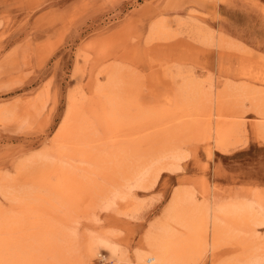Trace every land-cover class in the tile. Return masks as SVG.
Instances as JSON below:
<instances>
[{
    "label": "rangeland",
    "instance_id": "rangeland-1",
    "mask_svg": "<svg viewBox=\"0 0 264 264\" xmlns=\"http://www.w3.org/2000/svg\"><path fill=\"white\" fill-rule=\"evenodd\" d=\"M244 70L264 72V0H0V109H15L0 124V176L16 178L21 164L51 146L71 95L89 103L102 72L122 76L123 97L133 87L151 102L150 90L162 91V81L179 77L210 83L215 93L228 83L264 89ZM24 103L32 104V117ZM244 110L246 143L227 153L212 140L187 144L178 172L164 173L154 188L133 189V201L144 203L139 217L107 210L97 212V221L76 217L79 234L114 231L129 255L119 261L99 245L94 264H137L136 250L146 249L150 225L163 217L178 187H195L200 199L203 186L264 189L259 118L249 102ZM46 166L29 163L18 186L38 188ZM0 202L10 206L1 193ZM223 252L228 249L217 255ZM212 256L208 251L196 264H212Z\"/></svg>",
    "mask_w": 264,
    "mask_h": 264
},
{
    "label": "bare ground",
    "instance_id": "bare-ground-1",
    "mask_svg": "<svg viewBox=\"0 0 264 264\" xmlns=\"http://www.w3.org/2000/svg\"><path fill=\"white\" fill-rule=\"evenodd\" d=\"M242 75L264 85L262 71ZM122 79L102 72L89 103L72 94L51 146L21 164L16 178L0 176V193L10 204L0 202V264H94L99 245L129 261L114 231L82 236L76 217L97 221L99 210L139 217L144 203L133 201V189L154 188L164 173L178 172L187 144L212 140L227 153L246 143L245 102L258 116L255 130L264 140V89L256 84L228 83L215 93L210 83L179 77L162 81V91L150 90L156 98L150 102L133 87L123 97ZM23 108L32 117V104ZM13 110L0 109V124ZM29 163L47 165L32 191L18 186ZM200 193L201 199L195 187L175 190L144 237L146 249L136 250L137 264H196L208 251L212 264H264V189L203 186ZM121 202L131 207L124 210ZM224 249L227 254L217 255Z\"/></svg>",
    "mask_w": 264,
    "mask_h": 264
}]
</instances>
